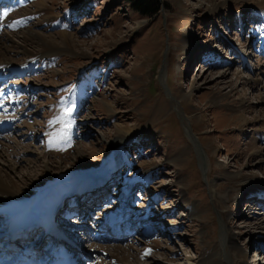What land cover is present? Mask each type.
Returning <instances> with one entry per match:
<instances>
[{
    "label": "rangeland",
    "instance_id": "obj_1",
    "mask_svg": "<svg viewBox=\"0 0 264 264\" xmlns=\"http://www.w3.org/2000/svg\"><path fill=\"white\" fill-rule=\"evenodd\" d=\"M159 1L0 0L2 179L80 175L51 218L84 264H117L109 245L134 248L124 264H264V0ZM27 32L45 39L25 53Z\"/></svg>",
    "mask_w": 264,
    "mask_h": 264
},
{
    "label": "bare ground",
    "instance_id": "obj_2",
    "mask_svg": "<svg viewBox=\"0 0 264 264\" xmlns=\"http://www.w3.org/2000/svg\"><path fill=\"white\" fill-rule=\"evenodd\" d=\"M217 8H218V4L216 2H212L210 10L214 11V10H217ZM44 37L45 36H43L39 32H27L26 34H23L22 39H21V40H23L24 44H21L18 42V43H16L17 44L16 48L17 49L19 48L18 51H22V52L25 51V53H27L28 50L26 49V46H25V41L27 39L31 42L34 38H36L39 41H43L45 39ZM49 37L53 38L52 36H49ZM7 38L10 39V36ZM60 39L61 40L63 39V41H64L63 44H65L66 46H71L72 39L70 38V35L68 33H62L60 35ZM10 41L13 42L12 39ZM53 41L56 42L54 38H53ZM73 43H74V41H73ZM57 44H56V46H58ZM5 59L6 58L4 56L3 51H1V46H0V68L4 67V66L5 67L9 66L7 61H5ZM185 97H187V95L182 94L181 96H179L178 99L176 97L175 98H176V100L179 101V99L181 100V99H184ZM107 105H109V104H107ZM4 117H6V118H4ZM1 119H3L5 122H3ZM10 121H13L11 116H8V115L7 116H4V115L0 116V127L2 126V127L6 128L7 125H9L8 122H10ZM3 124H5V125L3 126ZM16 129H18V128H16ZM123 132H125V131H123ZM8 141H9V139H8ZM119 142H121V140L117 139V140H115L114 144L117 145ZM0 145H3V144L0 142ZM1 147L2 146H0V164H1L0 168H3L2 167L3 164H6V163L8 164L9 154L5 151L4 147H2V148ZM183 152L184 151L181 150L179 154L181 155V154H183ZM8 167H10V169H12L11 168L12 164L9 163ZM47 168H48V165H47ZM1 171L2 170H0V212L8 215V220H9L8 222L10 225H9V230L6 234H3L0 232V242L3 238H7L5 243H3V244L0 243V246L3 248V250L7 249L6 252H3L0 254V263L4 262V260L7 258L8 254H9L8 248L11 249V248L16 247L19 239H21L25 234L26 235L29 234L31 232V229H33L36 226L42 227V225L45 224L48 228L46 230L44 229V231H47V233L42 235V236L46 237V235H48V236L50 235L52 237V239L49 237L50 240H53L54 242H57L59 240L62 241L63 243H66V244L71 242V240H67L62 235H60V233L58 232L59 230L56 227V223L51 220V218L48 214L51 210L53 201L57 197L63 195L64 193H66L67 191L72 189L75 185L73 183V180H77V178L80 175H78L77 173H75V174L62 173V174H66V175L64 176L61 174L60 176L58 175L55 178L54 177H48L45 180V182H41V183L36 181L38 178L37 177L35 180L32 181L33 183L30 184L31 186L29 185L30 188L27 189V187H25V186L23 188L19 187V185H17L16 183H13L11 185L8 184L6 181H4V179H2L1 175L3 172L1 173ZM27 173H25V174H27ZM23 177H24V174L22 176L21 175L17 176V178L21 182L24 181ZM16 185H17V187H16ZM97 188H100V187L98 186ZM22 189H23V192H22ZM89 190L93 191L94 188H93V190L86 188L85 190L78 192V197H77V200L75 202V206H76L75 209L77 211L76 214H78V216L80 214L79 209L81 207L85 208L86 207L85 202L89 200L88 195H87L88 193H90ZM98 191H100V190L97 189L96 192L93 191L94 192L93 195L96 194ZM86 192H87V194H82V193H86ZM259 194L264 198V186H262V188L259 189L257 195H259ZM79 195H81V196H79ZM93 195L91 194V197ZM75 222H77V220L73 221V223H75ZM75 224L78 225L80 228H82L81 223L80 224L75 223ZM7 225H8V223H7ZM97 234H94V237H96L98 239L99 237L97 236ZM37 240H38V238L36 239V241ZM72 240H74V239H72ZM29 241H31V240H27V241L23 242V244H25L26 246L22 245L23 246L22 250H24V251L33 250L34 244L31 245L29 243ZM109 246H110V249L108 248V246H106L105 250L111 251L113 253V254H110L111 255L110 257H114L117 264H124L127 257L132 258L131 250L134 251V248L132 246H129V245H126V246L114 245L113 247H111V245H109ZM73 248H74L75 252H78L79 255H81V252L79 251V249L77 248L76 245L73 246ZM151 248H152V245L146 244L144 250L141 253L139 252L140 254L139 253L138 254L139 255H142V254L145 255L146 253L149 252V250ZM238 251H239L240 255H242L240 252L241 250H238ZM134 257H136V256H134ZM44 258L47 259L48 256H45V257L43 256V258H41V259H44ZM221 260H222V258H221ZM115 261L113 263H115ZM223 263L224 262H221V263H219V262L218 263H210L209 262L208 264H223ZM101 264H102V262H101Z\"/></svg>",
    "mask_w": 264,
    "mask_h": 264
},
{
    "label": "trees",
    "instance_id": "obj_3",
    "mask_svg": "<svg viewBox=\"0 0 264 264\" xmlns=\"http://www.w3.org/2000/svg\"><path fill=\"white\" fill-rule=\"evenodd\" d=\"M129 8L141 17H151L161 7L159 0H124Z\"/></svg>",
    "mask_w": 264,
    "mask_h": 264
},
{
    "label": "snow or ice",
    "instance_id": "obj_4",
    "mask_svg": "<svg viewBox=\"0 0 264 264\" xmlns=\"http://www.w3.org/2000/svg\"><path fill=\"white\" fill-rule=\"evenodd\" d=\"M68 111H71L70 109H68Z\"/></svg>",
    "mask_w": 264,
    "mask_h": 264
}]
</instances>
